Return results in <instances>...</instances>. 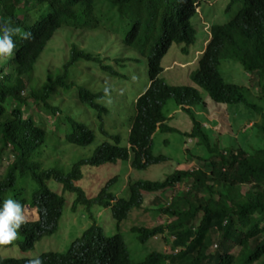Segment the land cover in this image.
Listing matches in <instances>:
<instances>
[{
    "label": "trees",
    "instance_id": "1",
    "mask_svg": "<svg viewBox=\"0 0 264 264\" xmlns=\"http://www.w3.org/2000/svg\"><path fill=\"white\" fill-rule=\"evenodd\" d=\"M101 1L104 16L95 14L96 8L99 11V0H0V23L6 21L31 34L28 39L14 35L12 54L0 55V157H9L0 175V201L9 196L23 210L30 209L36 214L34 220H25L13 242L25 252L42 238L53 235L66 205L63 195L69 194L73 196L70 210L75 212L80 206L92 224L64 253L38 254L42 264H132L121 235L105 237L94 222L91 207L108 208L119 225L133 210L142 207L145 196H152L151 204L157 205L160 196L192 178L190 191L184 198L173 202L169 198L168 206L156 210L157 216H168L169 223L154 228L142 222L130 226L129 231L141 244L164 233L171 237L168 252L151 251L136 264L257 263L264 258V0H240L235 15L222 24L210 26V39L190 76L192 83L215 105L239 104L258 113V122L251 126L253 140L246 141L242 148L222 149L211 143L203 130L205 125L193 118L191 108L203 105L198 90L170 86L160 78L162 58L172 44L180 46L185 54L194 43L196 32L191 20L201 0ZM229 1L226 11H231L237 2ZM115 20L127 26V32L119 34L122 47L146 57L147 66V85L133 99L130 125L124 129L121 120L114 118V89L107 85L90 88L79 68H98L107 79L125 76L102 64L99 55L75 44L69 46L67 60L51 77L39 87H29L37 61L57 30L67 27L89 31L105 27L112 31ZM50 53L47 50L45 56ZM222 60L238 65L246 80L248 75L257 79V100L263 103L262 107L245 98V86L223 80L218 71ZM235 68L239 75L240 69ZM61 95H74L72 103L87 106L94 113L92 122L86 117L72 118L67 110L72 104L61 108L64 102L59 98ZM107 95L112 102L105 99ZM169 100L189 115L192 127L185 137L206 151L208 174L175 170L162 181H128L125 192L118 197L111 192L114 177L100 185L93 196L87 194L82 182L92 168L128 163L132 170L142 171L167 160L163 155H153L151 146L155 133H177L167 127V118L162 113ZM122 101L127 107L124 97ZM123 111L126 114H122L130 115L129 109ZM122 136L126 138L124 141ZM257 140L261 145H256ZM49 142L65 145L67 148L62 152L70 154H74L73 148L84 152L95 147L89 156L86 152L71 163L48 165L49 161L35 160L34 156L40 158V150ZM246 186L248 189L242 193L241 188ZM214 245L220 252L211 254ZM234 246L239 247L236 256L231 254ZM28 259L31 258L0 256V264H25Z\"/></svg>",
    "mask_w": 264,
    "mask_h": 264
},
{
    "label": "rangeland",
    "instance_id": "2",
    "mask_svg": "<svg viewBox=\"0 0 264 264\" xmlns=\"http://www.w3.org/2000/svg\"><path fill=\"white\" fill-rule=\"evenodd\" d=\"M229 0H201L199 8H196V15L191 20V24L195 29V41L188 48L187 53H181L180 46L172 44L161 61L163 72L160 78L171 86H190L198 90L202 99L203 105L193 106V118L204 126V131L210 136L212 144H217L219 148H242L246 141L253 140V130L251 123L258 122V113L246 109L243 105H215L209 100L207 95L198 89L190 80V76L196 69L195 61L200 57L206 44L210 39V26L213 24L224 23L231 15H234L241 5L240 0H237L235 5L231 7V11H226L229 5ZM99 11L95 10V14L99 12L104 16V2L99 0L97 3ZM220 19V20H219ZM78 21H81L78 19ZM112 31H108L105 27H99L96 30H72L71 28L61 27L51 40L46 44L45 50L41 54L34 71V75L30 76L29 87H37L42 81L52 76V73L57 69L61 63L66 59L69 51V46L75 44L85 51L99 55L103 60L105 66L111 67L113 70L124 78L107 79L103 76L100 69H91L80 67L83 71V77L89 82V87L96 89L103 85L113 88L116 92L115 100L112 103L114 118L121 120L122 128L129 127L130 116L133 113V99L142 91L147 85V66L146 57H142L137 51L132 49H125L121 45L120 35L124 31L127 32L126 24L120 23L119 20L112 22ZM47 50L51 53L46 55ZM45 56V57H44ZM42 58V60H41ZM41 65L39 66V61ZM84 64V63H82ZM97 67V64H93ZM238 65L230 61L222 60L218 67L223 80L227 83H235L237 85L249 87V101L262 107L263 103L258 102L254 97L256 92L255 87L252 86L251 81L246 80V75ZM238 75V76H235ZM82 81V79H81ZM39 87V86H38ZM121 97H124L127 103L125 107L124 101L120 102ZM64 102H61V108L71 105L69 110L72 118L83 120L85 117L88 122L94 119V113L87 106H76L72 100H75L74 95L66 97L61 95L59 97ZM106 100L112 102L110 95H107ZM248 100V99H247ZM129 116L124 115L128 110ZM65 110V113L67 112ZM34 111V109H33ZM35 112V111H34ZM122 112L124 114H122ZM163 116L167 118V127L169 129L177 130V133H155L152 136L151 152L153 155H163L167 158L166 161L157 165H152L145 170L135 171L129 167V164L122 165L117 163L114 166H106L94 169L92 168L86 173V179L82 182L83 190H87L93 196L98 187L105 184L111 178L115 177V182L111 187V192H114L118 197L122 195L127 187V183L138 180L162 181L166 176L170 175L175 170H186L193 173L200 172L205 175L208 174V155L206 151L196 144H188V149H184V145L189 138H186L192 127V122L186 112L180 111L172 100L167 101L162 110ZM47 124L50 123L47 121ZM204 124V125H203ZM123 137V136H122ZM126 138L123 137V141ZM47 147L42 148L40 158L36 155L35 160L40 159L43 162L49 161L48 165H61L63 162L71 163L77 157H82L83 154L88 156L92 153L95 145L91 146L84 152L73 148L74 154L62 152L67 147L63 145L60 147L58 142L48 143ZM256 145H261L258 140ZM9 161L8 155L0 157V175L4 172L5 166ZM192 185V178H187L179 185H176L171 193L160 196L159 203L151 204L153 197L145 196L142 207L131 212L129 218L121 224L116 225L112 220L110 210L93 205L91 213L93 214L94 222L97 226L102 228L103 234L110 237L116 233L121 235L129 258L132 262H140L151 251L168 252L170 249L171 237L164 233L157 235L156 239H150L146 244H141L136 239V236L129 231L130 226L142 222L149 228L167 224L170 218L168 216H157L156 210L159 207L168 206L169 198L172 202L178 198H184L185 193L190 191ZM85 188V189H84ZM248 186L242 187L243 193ZM201 196V195H200ZM7 196L6 198H8ZM66 200V205L62 210L61 218L58 223L57 231L48 237H44L36 242L33 247L25 252H21L16 242L8 247L3 245L0 247V256L9 258H34L42 252H57L64 253L69 244L75 239L79 238L82 233L92 224L88 219V214L80 206L75 212L70 210L73 202V196L69 194L63 195ZM145 208L147 211L142 213L141 209ZM144 210V209H143ZM25 220L31 221L36 218V214L32 210H23ZM236 253V251H234ZM256 264H264V258Z\"/></svg>",
    "mask_w": 264,
    "mask_h": 264
},
{
    "label": "clouds",
    "instance_id": "3",
    "mask_svg": "<svg viewBox=\"0 0 264 264\" xmlns=\"http://www.w3.org/2000/svg\"><path fill=\"white\" fill-rule=\"evenodd\" d=\"M200 2V1H199ZM241 6V5H240ZM240 6L238 7L237 11L239 10ZM196 8H199L197 6H195V11ZM236 11V13H237ZM197 12V11H196ZM235 13V14H236ZM234 14V15H235ZM16 34H20L23 38L28 39L30 37V33L29 32H21L19 27H13L11 26L9 23H7L6 21L3 23H0V55H4V56H9L12 54V50L14 47L13 44V40L12 37ZM210 35V32H209ZM181 48V47H180ZM181 50V49H180ZM188 50V49H187ZM205 50V48H204ZM203 50V52H204ZM202 52V53H203ZM187 53V52H186ZM201 53V54H202ZM201 56V55H200ZM199 58L196 59L195 61V65L197 67V60ZM248 78V82L251 81L252 86L255 87L256 92L253 94L254 97L257 100V96H258V91H259V87L257 86V79L254 78L251 75L247 76ZM191 80V79H190ZM192 82V81H191ZM194 84V83H193ZM195 85V84H194ZM171 86V85H170ZM196 86V85H195ZM190 87V86H188ZM197 87V86H196ZM193 88V87H192ZM198 88V87H197ZM245 88L247 90H245V98L248 99L249 101V87H247V84L245 85ZM195 89V88H194ZM199 89V88H198ZM197 90V89H196ZM203 100V99H202ZM258 101V100H257ZM250 102V101H249ZM252 103V102H251ZM262 103V102H261ZM204 104V103H203ZM259 106V105H258ZM263 106V105H262ZM178 108V106H176ZM261 107V106H260ZM181 111V108H178ZM258 119V118H257ZM254 122L251 123V126ZM191 144V140L188 139L187 143L184 145V149H188L187 145ZM157 165V164H156ZM193 170L189 171V173H192ZM170 203V202H169ZM113 220V219H112ZM114 221V220H113ZM115 222V221H114ZM170 222V220L168 221V223ZM25 223V214L23 212L22 209V205L12 199L11 197L5 198L2 201H0V246L2 245H8L11 244L14 240L17 239V235L18 232L17 230L21 227L22 224ZM116 223V222H115ZM122 223V222H121ZM117 225V224H116ZM99 227V226H98ZM101 230L102 228L99 227ZM103 232V231H102ZM104 235V234H103ZM105 236V235H104ZM106 237V236H105ZM152 239H156V236ZM148 242V241H147ZM146 242V243H147ZM145 243V244H146ZM235 249H233L231 251V254H233L234 256H236L238 254L239 251V247L234 246ZM234 251H236V253H234ZM220 249H216V245L213 246V250L210 252L211 254L214 253H219ZM128 259L130 261V263L132 264H136L138 262H132L129 258ZM263 259V258H262ZM259 262V261H258ZM257 262V263H258ZM25 264H42V260L40 259L39 256H35L34 258L28 259L25 261ZM256 264V263H255Z\"/></svg>",
    "mask_w": 264,
    "mask_h": 264
},
{
    "label": "bare ground",
    "instance_id": "4",
    "mask_svg": "<svg viewBox=\"0 0 264 264\" xmlns=\"http://www.w3.org/2000/svg\"><path fill=\"white\" fill-rule=\"evenodd\" d=\"M220 20V19H219ZM163 59V58H162Z\"/></svg>",
    "mask_w": 264,
    "mask_h": 264
}]
</instances>
